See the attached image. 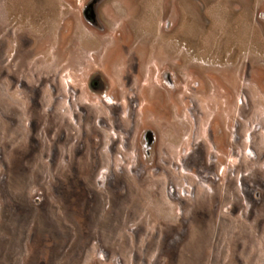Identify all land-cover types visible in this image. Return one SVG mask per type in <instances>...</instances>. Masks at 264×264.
<instances>
[{
  "label": "rangeland",
  "instance_id": "rangeland-1",
  "mask_svg": "<svg viewBox=\"0 0 264 264\" xmlns=\"http://www.w3.org/2000/svg\"><path fill=\"white\" fill-rule=\"evenodd\" d=\"M90 1L0 0V264H264V0Z\"/></svg>",
  "mask_w": 264,
  "mask_h": 264
},
{
  "label": "flooded vegetation",
  "instance_id": "flooded-vegetation-1",
  "mask_svg": "<svg viewBox=\"0 0 264 264\" xmlns=\"http://www.w3.org/2000/svg\"><path fill=\"white\" fill-rule=\"evenodd\" d=\"M100 0H91L90 2H89V4L86 6V8H85V16H86V18L89 20V21H91V23H94L95 22V6L97 5V3L99 2ZM171 83V82H170ZM91 85H92V87H93V89L95 90V91H101V92H103V91H106L105 89H103V87L102 86H100V82H99V80H98V78L97 77H94L93 78V80H92V82H91ZM171 85V84H170ZM222 90H226V89H222ZM155 137L153 136V139H154ZM150 142H152V137L150 138V137H148V142H147V144H149L150 145V148H151V146H152V144H150Z\"/></svg>",
  "mask_w": 264,
  "mask_h": 264
}]
</instances>
